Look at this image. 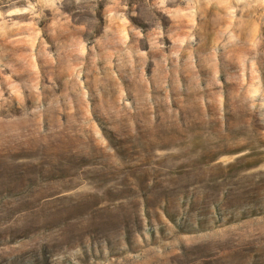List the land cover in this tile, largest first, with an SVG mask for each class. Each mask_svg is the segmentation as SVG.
Listing matches in <instances>:
<instances>
[{
	"label": "rangeland",
	"instance_id": "rangeland-1",
	"mask_svg": "<svg viewBox=\"0 0 264 264\" xmlns=\"http://www.w3.org/2000/svg\"><path fill=\"white\" fill-rule=\"evenodd\" d=\"M0 264H264V0H0Z\"/></svg>",
	"mask_w": 264,
	"mask_h": 264
}]
</instances>
